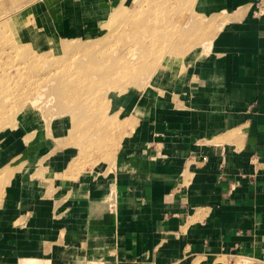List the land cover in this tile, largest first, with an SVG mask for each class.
Returning <instances> with one entry per match:
<instances>
[{
	"label": "crops",
	"instance_id": "obj_1",
	"mask_svg": "<svg viewBox=\"0 0 264 264\" xmlns=\"http://www.w3.org/2000/svg\"><path fill=\"white\" fill-rule=\"evenodd\" d=\"M114 1L42 0L28 43L101 38ZM196 5L223 20L211 47L112 93L110 131L26 109L0 129V264L264 260V0Z\"/></svg>",
	"mask_w": 264,
	"mask_h": 264
},
{
	"label": "rangeland",
	"instance_id": "obj_2",
	"mask_svg": "<svg viewBox=\"0 0 264 264\" xmlns=\"http://www.w3.org/2000/svg\"><path fill=\"white\" fill-rule=\"evenodd\" d=\"M20 1L22 0H0V77L3 78L0 79V87L6 85L4 89L10 88L11 91H4L9 95L22 91L29 94L34 88L39 91L46 89L44 97L39 101L40 105L46 104L50 99L53 102L51 101L47 108L45 104L43 105L44 112L36 109L27 110L29 114L37 112L46 117L68 112L70 108H66L63 104L72 103L77 98L74 106L83 105L89 110L90 116H87L86 120L94 122L99 119L98 121L101 120V124L108 131L111 129V119L110 113L106 111L110 108V102L107 99L115 91L108 92L107 89L116 88L117 92H122L132 85L136 91L143 88H155L156 84L161 82L160 78L165 80L168 76H175L181 71L174 67L176 66L174 62L179 63L197 47L207 50L205 44L210 41L212 44L217 30L223 26V20L220 19L222 17H216L215 21L218 19L220 21L213 24L212 19L209 20L197 14L199 11L196 8L197 0H168L169 2L166 0H120L119 4L114 1L113 9L111 10L110 7L106 11L102 22L96 26H90L104 29L103 37L97 39L86 37L83 40L70 39L63 42L51 40L50 49L42 50L28 43L29 39L25 37V30H23L27 24L32 23L30 26H33L35 6L42 0H32L33 2H29L28 6L16 9ZM157 12L159 17L155 21L153 14ZM17 20L22 26H16ZM154 26L158 28L156 33H154ZM175 27L176 31L173 32ZM67 47L72 48L67 49ZM130 51L134 53L130 54ZM34 61L38 63L36 69L29 63ZM98 70L110 72L107 77L102 76L104 77L102 78ZM66 72H74V76H78V80H70L73 82L70 86L62 77ZM48 73L49 78L46 77ZM86 79L91 82V88L86 90L88 92H85L86 88L81 91L79 88L77 91L90 94L79 98V93L75 89L76 85L84 87ZM67 86L70 91L66 94L54 93L55 89L63 91ZM13 90L15 92L11 93ZM9 98L5 96L6 100ZM2 111L3 113L0 112V129L6 124L9 125L6 122L9 112ZM90 135L86 137L91 138V140L87 139V143L91 144L97 140V134ZM99 138L105 139L107 144V150L100 156L104 159L114 152L115 138L111 132H103ZM82 159L80 156L75 163L82 162ZM92 161V164L96 163L95 159ZM88 164L90 165L91 162H87ZM242 259L222 258L215 264H244ZM178 264L206 263L184 261ZM246 264H264V260L252 259Z\"/></svg>",
	"mask_w": 264,
	"mask_h": 264
},
{
	"label": "bare ground",
	"instance_id": "obj_3",
	"mask_svg": "<svg viewBox=\"0 0 264 264\" xmlns=\"http://www.w3.org/2000/svg\"><path fill=\"white\" fill-rule=\"evenodd\" d=\"M32 0H22V1H20V3L16 6V9L19 7V8H23V7H25V6H28V3L29 2H31ZM153 1H155V0H153ZM166 1H168V0H166ZM33 2V1H32ZM169 2V1H168ZM180 2V1H179ZM23 4V5H22ZM30 4V3H29ZM178 4V3H177ZM175 5V4H174ZM154 8V7H153ZM156 8V7H155ZM156 10V9H155ZM155 12V11H154ZM153 12V13H154ZM152 13V12H151ZM153 15H155V17H154V20L155 21H157L158 19V17H159V13L157 12V13H155V14H153ZM7 16V15H6ZM11 16V15H10ZM6 18V17H5ZM149 21H151V20H149ZM155 21H153V22H155ZM32 22V21H31ZM8 23V22H7ZM16 23V26L17 27H19V26H22L21 25V23L19 22V20H17V22H15ZM30 24H32V23H30ZM30 24H27V25H29V26H25V27H23V30H25L24 31V34H25V37L26 36H30L32 33H33V28H32V25L30 26ZM178 24V23H177ZM24 26V25H23ZM153 29L155 30L154 31V33H156L157 32V27L156 26H154L153 27ZM160 29V28H159ZM173 32H175L176 31V27L175 28H173V30H172ZM153 45V44H152ZM205 47L206 48H210L211 47V41L208 43V44H205ZM70 48H72V47H67V49H70ZM130 54L131 53H134V51H130L129 52ZM32 66V68H35L36 69V67L38 66V63H36V61H34V62H29ZM28 64V63H27ZM26 64V65H27ZM113 65H117V63L116 64H114L113 63ZM126 65H128V62H126ZM25 68H26V66H25ZM109 72L110 71H105V70H98V74H100V77H102V76H104V77H107V75L109 74ZM20 73V72H19ZM18 74V73H17ZM75 75V73L74 72H66V73H64L63 74V79H65V80H67V83L69 84H67L68 86H70L71 84L70 83H73V82H71L70 80H78V76L76 75V76H74ZM49 76V73L46 75V77L47 78H49L48 77ZM104 77H102V78H104ZM23 78V77H22ZM0 79H3L2 77H0ZM44 80V79H43ZM49 80V79H48ZM4 86H6V85H3L2 87H0V112H2L3 113V111L2 110H5V111H7L8 110V112H9V114H8V119H7V123L8 124H10L14 119H15V117L22 111V110H31V109H36V110H38V111H41V112H44L43 110V105L45 104V103H43L42 105H40V103H39V101L44 97V93H45V91H46V89H42L41 91H39V89L38 90H36L35 88L32 90V92L31 93H25V92H15L14 90L11 92V93H13V92H15L14 94H12V95H9V94H7V92L5 93L4 91H11L10 90V88H5L4 89ZM68 86L62 91H60V90H54V93H58V94H61L62 92H63V94H66L67 93V91L69 92L70 90H69V88H68ZM86 86V87H85ZM85 86L84 87H80V86H78V85H76V92H78L79 93V98H81L82 96H84V95H86L87 94V96H89L88 94H90V93H81V92H79V91H77V90H79V88H80V91L81 90H84L85 88V92H88V91H86V90H88V89H90L91 88V82L89 81V80H87L86 79V83H85ZM89 86V87H88ZM53 90V89H52ZM106 91H108V92H112V91H116V88H110V89H107ZM10 93V94H11ZM97 94V93H96ZM11 97V98H9V96ZM5 96L7 97V98H9V99H5ZM78 97V96H77ZM78 99L76 98L72 103H67V104H63V106H65L66 105V108H70V110L68 111V112H65V113H63V114H71L72 116H73V118L75 119V121L77 120V119H79V120H83V121H86L85 123H87L89 120H86V117L87 116H90V113H89V110H87V107H83V105H81V106H78V107H75L74 106V104H75V102L77 101ZM51 99L45 104V108H47L48 107V105L51 103ZM53 102V101H52ZM107 108H105V110H106ZM71 111V112H70ZM107 111V110H106ZM41 114V113H40ZM1 115V114H0ZM44 116V115H43ZM42 118V117H41ZM93 118V117H92ZM91 118V119H92ZM43 119H45V118H43ZM42 119V120H43ZM70 119V118H69ZM90 119V120H91ZM1 120V119H0ZM48 121V120H47ZM59 121H60V119H59ZM61 123V122H60ZM64 123V122H63ZM1 124V123H0ZM42 124V123H41ZM47 124V123H46ZM59 125V124H58ZM6 126H10V125H7L6 124ZM47 126V125H46ZM64 126V125H63ZM4 127V126H3ZM61 127V126H60ZM23 128V127H22ZM50 128V127H49ZM23 130V129H22ZM48 130V128L46 129V131ZM25 132V131H24ZM29 132V131H28ZM110 145V144H109ZM113 145V144H112ZM112 148V147H111ZM18 149V148H17ZM110 150V149H109ZM113 151V150H112ZM109 153H110V151H108ZM112 153V152H111ZM104 154V153H103ZM102 156V155H101ZM105 156V155H104ZM103 156V157H104ZM111 156V155H110ZM101 159V158H100ZM81 188H83V187H81ZM116 194V193H115ZM115 199H116V197H115ZM113 200V199H112ZM102 220V219H101ZM29 260V259H28ZM33 260H35L34 258H33ZM37 260V259H36ZM39 260V259H38ZM226 260V259H225ZM242 260H244V261H242V263H244V264H246L247 263V261H250V260H252V258H243ZM20 262V261H19ZM26 262V260L25 261H23V264ZM217 262V261H216Z\"/></svg>",
	"mask_w": 264,
	"mask_h": 264
}]
</instances>
